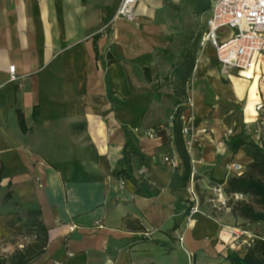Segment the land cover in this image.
I'll return each mask as SVG.
<instances>
[{
  "label": "crops",
  "instance_id": "crops-1",
  "mask_svg": "<svg viewBox=\"0 0 264 264\" xmlns=\"http://www.w3.org/2000/svg\"><path fill=\"white\" fill-rule=\"evenodd\" d=\"M118 1L0 0V230L11 213L41 209L49 244L30 264H187L179 235L193 264H230L233 223L210 215L203 202L190 222L185 217L190 174L184 182L174 132L166 128L167 109L176 104L161 84L170 67L163 56L173 32L169 8L165 0H139L135 20L105 27ZM209 51L200 52L186 97L197 193L225 179L232 160L249 162L242 149L229 150L223 134L252 121L264 95L258 82L255 89L237 77L224 83ZM232 80L244 90L236 93ZM112 99L125 107L115 110ZM127 168L131 179L119 187L118 172ZM143 229L153 230L151 239H141Z\"/></svg>",
  "mask_w": 264,
  "mask_h": 264
},
{
  "label": "built area",
  "instance_id": "built-area-1",
  "mask_svg": "<svg viewBox=\"0 0 264 264\" xmlns=\"http://www.w3.org/2000/svg\"><path fill=\"white\" fill-rule=\"evenodd\" d=\"M139 0H119L112 17L106 22L105 27L116 19H123L128 22L135 20V6ZM210 9L204 20V28L199 36V43L203 47L209 45L214 49V55L219 74L226 79L237 77L243 81L257 80L258 85L264 90V0H211ZM14 66H9L10 79L15 80L13 74ZM185 105L192 112L193 105L186 98ZM254 115L251 131L258 138L264 135V95L255 100ZM167 127L168 133L172 132V121ZM190 117H185L182 113L179 119L182 121L181 136L184 139L186 152L191 154V148L194 141L188 136V122ZM156 130L151 129L145 132L149 138L155 135ZM232 132V128L223 135L227 139ZM167 162L171 161L174 165V158L165 157ZM228 175H240L245 167L242 163L231 161L227 164ZM193 174L191 171L188 180V204L185 209V217L188 222L191 216L201 210L202 201L199 199L195 185L193 184ZM118 186L125 184L126 179L121 175L117 177ZM213 191L217 195L216 201L210 205V213H217L223 207H226V195L223 192V186L220 183H214ZM235 197H242L240 194H233ZM242 224V225H241ZM244 223H236L227 227L229 238L227 243L233 250L250 248L255 239L264 242V231L255 232V227H264V223L254 222L245 223L246 226H252L248 229ZM75 228V224L69 226V231ZM152 229H143L138 235L141 239H151ZM180 246L184 249L188 259L193 256V252L183 246V235L177 236Z\"/></svg>",
  "mask_w": 264,
  "mask_h": 264
},
{
  "label": "trees",
  "instance_id": "trees-1",
  "mask_svg": "<svg viewBox=\"0 0 264 264\" xmlns=\"http://www.w3.org/2000/svg\"><path fill=\"white\" fill-rule=\"evenodd\" d=\"M205 10V8H202L200 12H204ZM194 53L195 47H192L191 50L188 49L186 53L183 52L181 59L175 62L170 70L162 76L161 81L162 85L172 90L174 104H176L169 115L171 117L170 121H172L171 128L174 132L176 150L179 153L181 165L184 169L182 179L184 182L188 179L191 168L189 153L185 150L183 137L180 133L182 121L179 119V116L187 97L185 83L191 78L192 70L195 66L196 58ZM108 62L113 63L115 60L109 58ZM142 71L146 82L151 81L152 76L148 68H143ZM158 76L155 75L154 77L158 78ZM111 101L112 103L115 102L113 99ZM33 115H36L35 109ZM168 120L169 117L166 120V128L169 125ZM17 121L20 129L26 132L27 127L24 124L23 113L20 110H17ZM252 125V123L246 124L244 122L237 125L232 128L230 136L225 141L231 152L236 153L237 150L242 149L246 156L250 157L249 162L244 165V171L240 175H227L225 179L216 180L222 184L225 195L236 193L243 197L234 201L229 215L233 218L242 219V223L244 224L254 222L264 223V135H260L257 138L251 131ZM130 144L131 141L127 138L124 150L129 149ZM127 170L128 168L118 172L117 177L121 175L125 179H131ZM8 195L9 193H7L6 197ZM11 215L14 218H8L7 223L14 225L17 222H21L20 217L16 213H11ZM125 224L127 227H130L131 223L129 219L125 218ZM21 227H27L28 231L33 234L34 240L25 243L21 247H16L9 255H0V264H30L41 256V253L45 251L49 244L48 229L44 222H42L41 209H29L26 212L24 221L21 222ZM253 246V249L252 247L248 248L243 255L238 250H230L226 255V259L230 264H264V242L257 241Z\"/></svg>",
  "mask_w": 264,
  "mask_h": 264
},
{
  "label": "rangeland",
  "instance_id": "rangeland-1",
  "mask_svg": "<svg viewBox=\"0 0 264 264\" xmlns=\"http://www.w3.org/2000/svg\"><path fill=\"white\" fill-rule=\"evenodd\" d=\"M211 0H178V1H170L165 0V4L167 8H169L168 13V21L171 24V27L173 28V32L171 33V43L168 47L167 51L164 52L163 56H165V60H167L169 63V69L173 66V64L181 59V54L183 52H187L188 49H192V47H195V64L197 62L198 57L200 56V52L204 47L209 48L210 52V67L214 71L215 69V61H214V51L212 48L208 45L201 46L199 43V36L200 32L204 28V19L207 15V12L209 11V3ZM202 8H205L206 10L204 12H200ZM193 45V46H192ZM185 57V56H184ZM221 80L230 83L228 79H226L223 76H220ZM235 78V77H233ZM215 86V85H214ZM211 85V87H214ZM231 86H233L236 93H239L241 90H244V87L236 80H232ZM186 88V95L188 90V82L185 83ZM111 105L114 106L115 110L123 109L125 107V102L123 100L115 101ZM184 113L182 112L184 109ZM189 107L184 105L182 107L181 113L185 117L191 116V111L188 109ZM171 113V109H167V114ZM180 113V114H181ZM166 114V115H167ZM168 117V115H167ZM163 123V122H160ZM238 162H241L243 165H246L247 163H243L240 160H237ZM199 199L204 203V205L209 206L213 203V201H216L217 195L213 191V186L211 188H201L199 189ZM243 197H235L234 195H226V207H229V209L222 208L217 213H223L224 216H226L227 221H230L233 223L232 225L237 223V220L233 221V218H229L230 214V208L233 207V203L237 199H241ZM26 214L19 216L21 219V222L24 221ZM13 217L12 215L6 217L5 219H2V223L4 225V230H0V255H9L10 252H12L16 247H21L22 245H25V243H29L34 240L33 234L28 231L27 227H21V222H17L14 225H10L6 221L8 218ZM239 223V222H238ZM241 223V222H240ZM242 225V224H241ZM248 229H252V226H246ZM255 232L259 233L264 231V227H255ZM257 241H260L258 239H255L253 243H251L252 247L254 243ZM254 247V246H253ZM252 247V249H253ZM234 251V250H233ZM240 254H244V249L238 250ZM256 256H258L256 254ZM194 258L193 256L188 259L187 264H193Z\"/></svg>",
  "mask_w": 264,
  "mask_h": 264
},
{
  "label": "bare ground",
  "instance_id": "bare-ground-1",
  "mask_svg": "<svg viewBox=\"0 0 264 264\" xmlns=\"http://www.w3.org/2000/svg\"><path fill=\"white\" fill-rule=\"evenodd\" d=\"M256 85H257V80L254 79L253 83H251V86H252L253 89H255Z\"/></svg>",
  "mask_w": 264,
  "mask_h": 264
}]
</instances>
